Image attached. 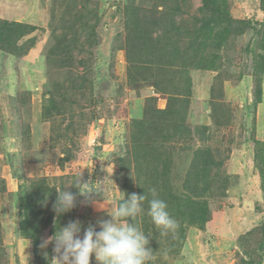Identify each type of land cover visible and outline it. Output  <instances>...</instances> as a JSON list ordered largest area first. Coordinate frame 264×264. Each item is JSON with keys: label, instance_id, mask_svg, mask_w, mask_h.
<instances>
[{"label": "rangeland", "instance_id": "rangeland-1", "mask_svg": "<svg viewBox=\"0 0 264 264\" xmlns=\"http://www.w3.org/2000/svg\"><path fill=\"white\" fill-rule=\"evenodd\" d=\"M220 2L212 28L229 32L206 51L219 55L211 70L195 68L191 50L199 20L212 15L202 0H0L1 19L35 27L16 42L33 37V46L0 53V264H56L44 238L70 220L110 219L131 193L154 187L170 203L192 184L203 147L212 162L198 184L206 221L163 236L145 210L136 223L149 235L150 264H264V0ZM135 28L150 34L126 43ZM173 44L176 61L164 55ZM81 173L96 192L57 216L56 190ZM28 212L31 238L20 230Z\"/></svg>", "mask_w": 264, "mask_h": 264}, {"label": "clouds", "instance_id": "clouds-1", "mask_svg": "<svg viewBox=\"0 0 264 264\" xmlns=\"http://www.w3.org/2000/svg\"><path fill=\"white\" fill-rule=\"evenodd\" d=\"M91 185L82 180L81 173L72 183L56 190L57 196L53 203L56 215L61 216L73 210L79 197L88 200L90 194L96 192ZM71 188L77 191L73 192ZM145 210L152 223L161 230V235L177 229L178 222L171 216L167 202L160 198L153 187L148 190V194L131 193L127 199L123 197L114 209L108 211L110 219L97 221L99 231L97 225L85 227L79 219L70 220L60 226L54 235L44 238L41 247L53 245L51 260L56 264H91L93 257L96 264H150L155 253L149 247V235L136 223V218Z\"/></svg>", "mask_w": 264, "mask_h": 264}, {"label": "trees", "instance_id": "trees-1", "mask_svg": "<svg viewBox=\"0 0 264 264\" xmlns=\"http://www.w3.org/2000/svg\"><path fill=\"white\" fill-rule=\"evenodd\" d=\"M223 1V0H222ZM203 3V9H210L211 6V11L209 10L210 15L209 17H206L203 20H199L200 25L198 28V35L201 33L202 39L198 43V45L192 46L191 50H194L195 54L200 56V59L196 62H194V67L199 68V69H213L216 67V61L219 57L217 53H212L210 55H206V51L210 47H215L219 48L220 43L222 42L224 36L226 33L229 32V28H223L219 33L216 31L214 33L212 25L214 26L217 23V19L214 17V15L218 16V14L221 11V2L220 0H202ZM35 30V27L31 23H25V22H20V21H6L0 18V53L3 52L6 55H12V56H19L18 54L23 51L27 50V48L33 46L34 44V38H26L24 42L17 44V40L24 38L27 34H30L32 31ZM138 28L133 29L131 32L130 36L127 38L126 43H133L136 42V40H139L142 38V40L148 36V33L146 35L147 30L141 29L140 35L137 32ZM33 38V39H32ZM217 39V42L210 43L211 41H215ZM141 40V41H142ZM139 41V42H141ZM32 43V44H31ZM31 44L30 46H28ZM264 47V44L262 45ZM182 53V50L180 47L177 46V44H173L170 48H166L164 55L167 56L170 60H175L176 55H180ZM206 57V58H205ZM184 60V58H183ZM260 60L261 62L257 64V68L261 69L262 66L264 65V54L260 55ZM207 62V63H204ZM198 63V64H197ZM171 65V63H167ZM184 64V63H182ZM200 65V67H199ZM179 74L182 76V79L184 81L183 89L185 90V94L188 95L190 88H191V83H190V78L188 76V68L187 66L182 67V69H179ZM49 100L52 101V98L50 97ZM187 102V101H186ZM160 112H166L164 109L161 110ZM137 126L139 124L137 123ZM206 127H201L200 137L201 140H204V131ZM141 137V136H140ZM143 138V137H142ZM257 148H256V158L259 162V174L261 178V187L264 189V145H262L260 142L257 143ZM194 156L196 159L199 160L197 161L198 165L200 166L194 177H192L194 180L192 181V184L187 187V190L181 194L180 196H173L170 199V203L168 205L172 209L174 208V213H172V217L178 222V227L176 230L185 231V227H201L205 223V217H206V204L203 201H200L197 199V196L201 195V192H205L207 190L206 186H203V188L200 190L199 189V182L204 179V181H207L208 178V166L211 164V155L209 154V149L208 148H200L197 149L192 156L191 159V165H194ZM196 164V163H195ZM206 185V184H204ZM38 186V185H37ZM36 186V187H37ZM35 187V188H36ZM37 189H40V187H37ZM41 190V189H40ZM33 198V193H30V198ZM29 195H27V200L30 199ZM35 203V201H34ZM37 214V213H36ZM36 214L35 217H36ZM34 223L31 221V214L28 212L25 214V217L23 221H21L20 224V230L23 236L26 238H31L34 237V228L35 225L32 224ZM161 230H159L160 232ZM164 236V235H163ZM166 236V235H165ZM173 236V235H172ZM165 238V237H163ZM171 240V239H170ZM35 241V240H34ZM169 241V237H168ZM178 242H181V240L177 239ZM166 242V240H165ZM175 246L179 247L178 243L175 244ZM264 246V240L261 241L258 245L259 249L261 250ZM36 255H38V251L36 250ZM260 260L258 263H262V257H264V253L260 254ZM41 264H46L45 262ZM242 264H252V260H246L242 261Z\"/></svg>", "mask_w": 264, "mask_h": 264}]
</instances>
